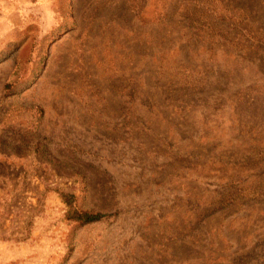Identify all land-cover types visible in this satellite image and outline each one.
<instances>
[{"label": "rangeland", "instance_id": "rangeland-1", "mask_svg": "<svg viewBox=\"0 0 264 264\" xmlns=\"http://www.w3.org/2000/svg\"><path fill=\"white\" fill-rule=\"evenodd\" d=\"M0 264H264V0H0Z\"/></svg>", "mask_w": 264, "mask_h": 264}, {"label": "trees", "instance_id": "trees-1", "mask_svg": "<svg viewBox=\"0 0 264 264\" xmlns=\"http://www.w3.org/2000/svg\"><path fill=\"white\" fill-rule=\"evenodd\" d=\"M62 199L70 208L69 212L67 213L68 220L79 222L82 225H84V224L97 222L104 217V215L100 213L79 212L74 209H71L73 207V199H74L72 196L68 197V195H62Z\"/></svg>", "mask_w": 264, "mask_h": 264}]
</instances>
